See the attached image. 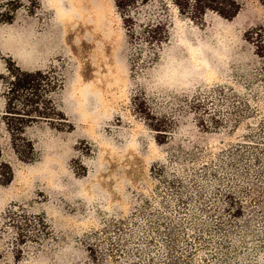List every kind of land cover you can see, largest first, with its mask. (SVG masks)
<instances>
[{"label":"rangeland","instance_id":"374dc122","mask_svg":"<svg viewBox=\"0 0 264 264\" xmlns=\"http://www.w3.org/2000/svg\"><path fill=\"white\" fill-rule=\"evenodd\" d=\"M238 1L193 22L152 0L153 50L113 0H0V76L55 70L72 126L32 125L19 161L0 80V264H264V0Z\"/></svg>","mask_w":264,"mask_h":264},{"label":"trees","instance_id":"16d2710c","mask_svg":"<svg viewBox=\"0 0 264 264\" xmlns=\"http://www.w3.org/2000/svg\"><path fill=\"white\" fill-rule=\"evenodd\" d=\"M119 13L128 40H139L142 44L156 50L169 40V25L163 14L144 19L141 15L152 0H113ZM178 13L193 22L201 21L207 13L231 20L241 10L238 0H172ZM13 15L1 13L0 22L10 23ZM246 36L250 41L253 37ZM257 55L264 57V45L256 46ZM156 57V54L154 53ZM3 83L4 112L2 121L8 134L10 149L17 159L24 163L36 159L34 144L26 138V130L35 124H46L57 131L71 130L72 126L54 96L63 88L64 79L55 70L25 71L9 61L6 74L0 76ZM147 116V115H146ZM155 128V127H154ZM1 157V152H0ZM11 168L0 163V184L12 181ZM251 197L250 193H247ZM242 206L236 207L239 214Z\"/></svg>","mask_w":264,"mask_h":264}]
</instances>
